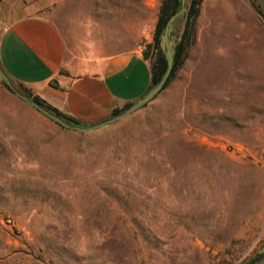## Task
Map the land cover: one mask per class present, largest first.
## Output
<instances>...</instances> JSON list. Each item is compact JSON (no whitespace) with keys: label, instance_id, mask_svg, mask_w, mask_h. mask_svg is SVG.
Returning <instances> with one entry per match:
<instances>
[{"label":"rangeland","instance_id":"374dc122","mask_svg":"<svg viewBox=\"0 0 264 264\" xmlns=\"http://www.w3.org/2000/svg\"><path fill=\"white\" fill-rule=\"evenodd\" d=\"M161 1L60 0L50 16L71 53L146 44L150 61ZM263 2L202 0L167 88L93 132L0 75V264H264ZM183 26L182 11L171 48Z\"/></svg>","mask_w":264,"mask_h":264},{"label":"crops","instance_id":"0c3cea01","mask_svg":"<svg viewBox=\"0 0 264 264\" xmlns=\"http://www.w3.org/2000/svg\"><path fill=\"white\" fill-rule=\"evenodd\" d=\"M4 2L0 1V68L53 108L92 126L148 92L149 57L138 58L133 51L70 52L50 16L60 0Z\"/></svg>","mask_w":264,"mask_h":264},{"label":"trees","instance_id":"16d2710c","mask_svg":"<svg viewBox=\"0 0 264 264\" xmlns=\"http://www.w3.org/2000/svg\"><path fill=\"white\" fill-rule=\"evenodd\" d=\"M1 1V0H0ZM202 0H188L186 3L184 10H183V17H184V26L182 33L179 40L176 42V44L171 48L170 50L172 52L173 56V65L172 69L166 78L162 89L158 92L160 93L162 90L167 88L169 83L173 80L175 73L179 69L181 63H182V57L185 51V46L191 42V39L194 36V31L196 28V22L197 18L200 13V4ZM182 8L181 0H162L160 3L157 20L154 27L153 32V56L149 61L150 64V86L149 90L158 85L161 80L163 79L166 70H167V54H166V48L164 44V30L166 27V24L170 17H172L174 14L178 13ZM260 15L262 16L264 20V2H263V8L259 10ZM172 24V22H171ZM170 24V26H171ZM170 30V27H169ZM169 32H168V39H169ZM6 86L9 89V86L6 83ZM148 90V91H149ZM20 93L27 96L31 100H33L35 103L40 105L41 107L45 108L52 114L56 115L57 117L61 118L62 120L69 123L71 126L74 127H89V126H83L81 125L76 119L58 111L57 109L53 108L49 104H47L45 101H43L39 96L34 95L32 92L24 89L20 86ZM157 93V94H158ZM156 94V95H157ZM155 95V96H156ZM155 96H153L151 99H153ZM150 99V100H151ZM149 100V101H150ZM148 102V101H147ZM146 102V103H147ZM146 103H144L141 107H143ZM133 103H127L120 109H114L111 112L110 118L115 117L125 111L127 108H129ZM93 126V125H92ZM249 264H256V262H251Z\"/></svg>","mask_w":264,"mask_h":264},{"label":"water","instance_id":"95a60500","mask_svg":"<svg viewBox=\"0 0 264 264\" xmlns=\"http://www.w3.org/2000/svg\"><path fill=\"white\" fill-rule=\"evenodd\" d=\"M181 4H182L181 10L178 13L174 14L172 17L169 18V20H168V22L166 24L165 30H164V44H165V47H166V54H167V70H166V73H165L163 79L161 80V82L158 85H156L155 87H153L152 89H150L146 93V95L144 97H142L137 102L133 103L129 108H127L125 111H123L119 115H117L115 117H112V118H109V119H107V120H105L103 122H100L98 124H95L93 126L84 127V128L83 127L71 126L66 121H64L61 118L57 117L56 115L52 114L51 112H49L45 108H43L40 105H38L37 103H35L33 100H31L27 96H25V95L21 94L19 91H17L11 85V83L8 81L7 77L5 76V74L3 73V71L1 69H0V75L6 81L7 85L9 86V89L17 97H19L21 100H23L24 102H26L31 107H33L37 111L41 112L42 114H44L48 118L52 119L54 122H56L57 124L61 125L62 127L70 129V130L82 132V133H89V132H93V131L102 129V128H104V127H106V126H108L110 124L116 123V122L122 120L123 118L129 116L130 114H132L133 112L138 110L144 103L149 101L153 96H155L162 89V86H163L166 78L168 77V75H169V73H170V71L172 69V65H173V56H172V52L170 50L169 39H168L169 27H170L171 22L183 11V9H184V0H181Z\"/></svg>","mask_w":264,"mask_h":264},{"label":"built area","instance_id":"2783aa9c","mask_svg":"<svg viewBox=\"0 0 264 264\" xmlns=\"http://www.w3.org/2000/svg\"><path fill=\"white\" fill-rule=\"evenodd\" d=\"M147 51V46L146 44L143 45H139L135 51H134V55H136L138 58H142L144 56V54Z\"/></svg>","mask_w":264,"mask_h":264}]
</instances>
